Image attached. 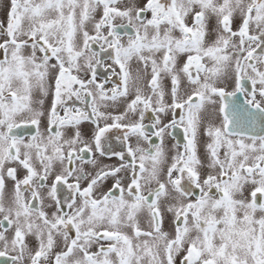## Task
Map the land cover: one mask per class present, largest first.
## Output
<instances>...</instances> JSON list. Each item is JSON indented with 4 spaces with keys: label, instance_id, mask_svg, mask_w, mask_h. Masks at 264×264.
<instances>
[{
    "label": "snow or ice",
    "instance_id": "obj_1",
    "mask_svg": "<svg viewBox=\"0 0 264 264\" xmlns=\"http://www.w3.org/2000/svg\"><path fill=\"white\" fill-rule=\"evenodd\" d=\"M0 11V264H264V0Z\"/></svg>",
    "mask_w": 264,
    "mask_h": 264
},
{
    "label": "rangeland",
    "instance_id": "obj_2",
    "mask_svg": "<svg viewBox=\"0 0 264 264\" xmlns=\"http://www.w3.org/2000/svg\"><path fill=\"white\" fill-rule=\"evenodd\" d=\"M0 5H4L7 8L8 0H0ZM88 128H89V125L88 124H85L84 125V130L87 131Z\"/></svg>",
    "mask_w": 264,
    "mask_h": 264
},
{
    "label": "flooded vegetation",
    "instance_id": "obj_3",
    "mask_svg": "<svg viewBox=\"0 0 264 264\" xmlns=\"http://www.w3.org/2000/svg\"><path fill=\"white\" fill-rule=\"evenodd\" d=\"M0 9H3L4 11H6L7 8H6L4 5H0ZM3 14H4V12H3V11H0V18H2ZM242 99H243V98H241V100H242ZM89 127H90V125H89ZM85 132H87V131H85ZM24 134H25V135H28L27 132H25ZM169 143H172V141L170 140Z\"/></svg>",
    "mask_w": 264,
    "mask_h": 264
}]
</instances>
